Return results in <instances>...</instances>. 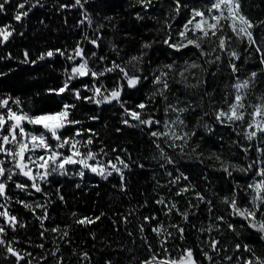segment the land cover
<instances>
[{
	"label": "snow or ice",
	"instance_id": "obj_1",
	"mask_svg": "<svg viewBox=\"0 0 264 264\" xmlns=\"http://www.w3.org/2000/svg\"><path fill=\"white\" fill-rule=\"evenodd\" d=\"M44 2L45 0H21L15 4L13 19L23 27L29 13L33 9L43 8ZM11 3L12 0H0V13L5 11V5ZM135 3L146 13L156 6L158 0H135ZM87 4L89 0L59 4L61 10H81L82 18L76 27L81 29L83 35L72 48L50 49L40 53L36 59H31L29 52L25 50L24 59L20 61L37 64L57 55L64 58L68 62V67L64 69L65 78L60 87L47 89V94L67 96L72 102L61 99L55 109H39L34 112L30 103L26 109L25 102L20 97L10 94L0 96V249L7 254L4 259L14 258L13 264H21V261L33 264L36 259L31 252H24L14 246L19 243L15 236L9 237V230L16 233L18 229L28 227L26 222L13 214L12 204L21 205L33 215L41 229V240H47L48 233L55 234V248L50 254L56 258V264H62V258L57 256L60 251L57 240L69 242L67 238L71 225L63 228L60 225L45 226L46 221H51L48 209L54 203L47 188L52 186L54 178L75 175L83 179L87 171L108 180L115 174L120 180L119 191L126 193V171L130 172L133 164L140 169L145 168L143 163L133 160L126 148L119 151L116 148L108 149L103 140L99 139L98 132L93 128H85V121L76 118L82 104H94L97 107L107 104L118 105L122 110V125L147 130V135L157 150V155L152 159L166 171L170 178L168 185L175 187L182 181L188 182L177 188L175 197H184L189 192H194L196 201L193 203L188 200L187 207L181 210L175 199L160 197L155 200L161 206L160 211L164 217L170 219L175 215L180 220L165 223L155 214L143 217L138 225V233L148 255L140 259L139 264H264V251L257 252L251 244L241 242L226 246L222 239L212 235L222 233L224 225L230 232L237 234L236 223L231 218L238 217L246 222L241 227L258 233L260 240L264 241V92L259 91L264 88V35H254L257 29L264 28V21L257 24L249 19L242 10V0H207L203 4L191 5L189 0H170L171 12L159 21L162 26L157 31L163 33L160 42L173 54L190 58L184 60L182 65H178L176 59H173L171 63L159 66L145 75L143 65L148 52L144 50L152 49L157 41L143 42L141 52L127 60H121L122 49L111 43L110 50L115 53L116 59L98 55L97 51L89 53L84 45L90 44L94 49H100L103 30L107 26L115 30V25L112 24L115 18L102 17L93 27L94 21L85 7ZM178 17L180 20L177 22ZM136 19L143 20L145 16L138 12ZM103 21H107V24ZM88 29H92L93 35H89ZM14 34L22 36L23 32L17 33L12 24L0 26V47L7 45ZM239 44L245 45L243 52L248 54L245 62L253 53L257 54L261 66L259 71L241 76L242 67L237 63L242 58ZM6 58L13 57L9 53ZM213 65L217 70L226 65L230 71L232 83L223 97L226 107L212 108L210 100V110L203 112L197 119V124L207 116L212 119L213 124L231 128L236 135L233 144L244 153L249 162L246 166L230 164L217 155L215 159L221 165L219 170L229 177L234 171L246 175L250 173L252 176V182L244 185L237 183L231 189V195L220 198V203L226 206L227 218L216 214L213 199L195 191V185L191 183L189 176L177 167L179 161L168 151L171 150L184 159L189 155L185 149L197 135L196 126L189 128L186 114L195 112L198 105L194 106L190 101L174 96L172 84L196 88L205 81L197 79L196 84H190L189 77H195V70L208 73V68ZM209 74L215 76L216 73ZM105 79H111L114 86L108 87ZM74 81H80V86L76 87ZM146 81L151 83L152 90L134 107H128L129 101L123 98L125 92L138 90ZM170 95L174 99H170ZM211 95L207 91L203 93V96ZM159 104H163L162 118L157 117V112L161 111ZM88 120H99V116H88ZM203 127L210 134L214 132V128L207 123ZM116 131L120 132L122 129L117 128ZM191 151L195 153L196 148L193 147ZM253 152L255 157L250 159L249 153ZM199 155L201 154H197V159ZM168 166H172L177 173L175 176L173 171L167 170ZM73 168L78 170L73 172L70 170ZM157 185L159 186V181ZM76 187L79 188L80 184ZM13 188L20 194L33 198L32 202L19 196L13 197L10 194ZM55 193L61 202H65L60 187L55 188ZM36 194L43 196L44 201L35 199ZM212 195L215 196L216 193L213 192ZM147 203L145 201L141 207H146ZM201 205H204L203 210ZM134 213L135 209L129 211L128 215H122L123 222L131 223L129 216ZM205 213L209 221L207 225L199 220ZM102 216L104 213L95 217H80L75 212L71 213L73 223L82 227L96 224ZM193 218H196L195 222ZM148 230L156 238L155 248L145 235ZM128 234L132 235L131 232ZM203 234H207V238L201 240ZM190 237L191 242H186ZM35 247L45 250L44 243ZM229 249L231 255L227 254ZM40 259L47 264V255ZM82 259L89 260L87 252L83 253Z\"/></svg>",
	"mask_w": 264,
	"mask_h": 264
},
{
	"label": "trees",
	"instance_id": "obj_2",
	"mask_svg": "<svg viewBox=\"0 0 264 264\" xmlns=\"http://www.w3.org/2000/svg\"><path fill=\"white\" fill-rule=\"evenodd\" d=\"M18 2L21 0H12L11 4L5 5V11L0 13V26L12 24L17 33L23 32L22 36L14 34L7 45L0 47V96L10 94L13 97H20L25 102L26 109L30 103L34 112L39 109H55L61 99H68L69 102H72L71 98L67 96L47 94V89L60 87L65 78L64 69L68 67V62L64 58L57 55L37 64H25L20 61L24 59L23 52L25 50L29 52L31 59H36L40 53L50 49L72 48L83 35L81 29L76 27L82 18L81 10L78 8L61 10L59 8V4H71L74 3V0H45L44 7L33 9L22 27L13 19L15 4ZM206 2L207 0H189L190 5ZM169 3L170 0H158L156 6L148 9L145 13L135 3V0H89V4L85 7L94 21L93 27H95V22L100 21L102 17L112 16L115 18L112 21L115 30L111 26H107L103 30L101 48L97 50L92 45L85 44L86 51L89 53L90 51H97L98 55H107L110 59H116L115 53L110 50V43L116 44L122 49L121 60H127L130 56L138 55L141 52L143 42L155 40L157 43L153 45L152 49L144 50L148 52L143 65L145 75L159 66L171 63L173 59H176L178 65H182L183 61L190 57L173 54L160 42L163 39V33L157 31L162 26L159 21H162L165 15L171 12ZM242 10L254 23L258 24L260 21H264V0H242ZM138 12L145 16V19L137 20L136 14ZM149 17H155V19ZM179 20L178 17L177 22ZM103 22L107 24V21ZM88 33L90 36L93 35L92 29H88ZM254 35L257 37L264 35V28L257 29ZM244 47L243 44L238 45V49L242 53L241 60L237 62L242 67L241 76L251 71H259L261 67L259 58L255 53L245 62L248 54L243 52ZM9 53L13 57L12 59L6 58ZM212 72L216 73L215 76L209 74ZM197 79L205 81V83L196 88L172 84L174 96H178L183 101H190L194 106L198 105L195 112L186 114L189 128L196 126L197 135L192 138L190 146L185 149L189 155L184 159L172 153L171 150L168 151L174 159L179 161L177 167L189 176L191 183L195 185V191L213 199L216 214L225 215L227 218L226 206L220 203V198L231 195V189L235 184L244 185L252 182V176L250 173L246 175L234 171L229 177L222 170H219L221 165L215 157L219 155L225 162L241 166H246L249 160L245 159L244 153L233 144L236 135L231 128L213 124L212 119L207 116L199 124H197V119L203 112L210 110V100L212 101V108L225 107L223 97L230 90L231 75L226 65L221 70H217L216 66L213 65L208 68V73L195 70V77H189V83L196 84ZM86 82L91 83L87 80ZM73 83L76 87L80 86V81ZM105 83L108 87L114 86L111 79H105ZM152 88L151 83L146 81L144 86L138 90H127L123 98L129 101L128 107H134L136 103L144 99ZM205 91L211 93V97L203 96ZM259 91L264 92V88H260ZM84 94L87 95L88 93ZM170 99H174V97L170 95ZM159 107L161 111L157 112V117L162 118L163 104H159ZM91 115L99 116V120H88V116ZM76 118L85 121V128H93L98 132L99 139L103 140L108 149L116 148L119 151L126 148L131 153L133 160L143 163L145 168L140 169L133 164L132 170L126 171L128 189L126 193L119 191L120 180L115 174L108 180H103L87 171L83 179L75 175L55 177L52 186L47 188L54 203L48 209L51 221H46L45 226L60 225L63 228L65 225H71L69 238H67L69 242L57 240L60 245L57 256L62 258V264H108L109 261L111 264H139V260L148 255L138 233V225L142 222L143 217L155 214L165 223L179 222L180 220L175 215L170 219L164 217L160 211L161 206L157 205L155 200L160 197L175 199L178 201L181 210H184L188 200L196 203L194 192H189L184 197H175L177 188L188 182L182 181L180 185L175 187L168 185L170 178L166 171L161 169L159 164L152 159L153 156L157 155V150L151 143L147 130L141 131L138 128H128L122 125V110L118 105L106 104L97 107L94 104H82L79 106ZM204 123L211 125L214 132L207 134V130L203 127ZM117 128H121L122 131L117 132ZM193 147L196 148L195 153L191 151ZM120 154L124 155L123 152ZM197 154H201L199 159H197ZM254 157V152L249 153L250 159ZM167 170L173 171L172 166H168ZM176 174L173 171V175ZM157 181H159V186ZM77 184H80L79 188L76 187ZM113 185H117V187L114 188ZM56 187H60L65 202L58 199L55 193ZM213 192L216 193L215 196L212 195ZM10 194L12 195V191ZM35 199L43 202L45 198L36 194ZM145 201L148 202L147 206L141 207ZM12 208L13 214L28 224L27 228L18 229L16 233L9 230V237L15 236L19 241L14 246L24 252H31L36 258L33 264H45V261L40 259L43 255L48 256L47 264H56V258L50 254L55 248L53 244L55 234L48 233L46 234L47 240H41V229L33 215L21 205L12 204ZM133 209H135L134 215L129 216L131 223L125 224L122 215H128L129 211ZM203 209L204 205H201V210ZM37 212L39 213V210ZM72 212L77 213L80 217H95L101 213H104V216L96 224L82 227L73 223ZM206 216L205 213L199 217V220L203 221L205 225L209 222ZM231 219L236 223L237 234L230 232L224 225L222 226V233H213L212 235L222 239L226 246L241 242L251 244L257 252L264 251V241L260 240L258 233L241 227L242 224L246 225V222L241 221L238 217ZM193 220L195 222L196 218ZM129 232L132 233L131 236L128 234ZM145 235L152 241L155 248L157 244L154 234L148 230ZM206 238L207 234L200 237L201 240ZM191 240L190 237L189 241L186 242L190 243ZM40 243L45 244V250L35 247ZM85 252L88 253L89 260L82 259ZM227 254H232L231 249ZM6 255L4 250L0 249V264H13L14 258L10 257L5 260L4 256ZM28 259H32V257H28ZM21 264L24 262L21 261Z\"/></svg>",
	"mask_w": 264,
	"mask_h": 264
},
{
	"label": "rangeland",
	"instance_id": "obj_3",
	"mask_svg": "<svg viewBox=\"0 0 264 264\" xmlns=\"http://www.w3.org/2000/svg\"><path fill=\"white\" fill-rule=\"evenodd\" d=\"M226 107V105H225ZM207 134H209V132L207 131ZM71 171L75 172L77 171V168H73V169H70ZM90 173V172H89ZM12 196L13 197H17L19 196L21 199H25V200H28L29 202H32L33 198L31 197H27V196H24L23 194H20L17 190H15L14 188L12 189ZM2 202V201H0Z\"/></svg>",
	"mask_w": 264,
	"mask_h": 264
}]
</instances>
